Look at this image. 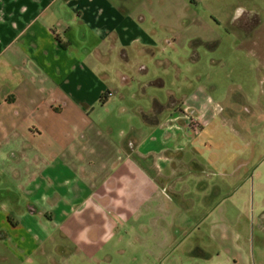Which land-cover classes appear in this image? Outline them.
<instances>
[{
	"label": "rangeland",
	"instance_id": "obj_1",
	"mask_svg": "<svg viewBox=\"0 0 264 264\" xmlns=\"http://www.w3.org/2000/svg\"><path fill=\"white\" fill-rule=\"evenodd\" d=\"M172 4L160 20L142 24L146 37L114 45L99 61L111 95L91 111L93 139L82 146L75 179L67 173L70 184L50 196L48 218L24 213V190L37 172L0 156L1 196L11 197L10 190L20 197L0 203V223L9 230L21 221L40 244L25 264H235L219 250L213 221L222 210L235 211L242 196L251 210L262 190L255 168L264 159V0ZM239 11L245 16L236 20ZM45 80L34 73V84ZM157 119L168 123L155 134ZM126 140L141 145L145 158L126 172L144 185L118 204L124 181L116 164L126 156L117 152L110 161L102 149ZM39 157L20 155L33 165ZM242 163L249 165L239 169ZM57 193L65 200L59 205ZM94 193L102 213L85 203ZM56 204L64 213L54 212Z\"/></svg>",
	"mask_w": 264,
	"mask_h": 264
},
{
	"label": "crops",
	"instance_id": "obj_2",
	"mask_svg": "<svg viewBox=\"0 0 264 264\" xmlns=\"http://www.w3.org/2000/svg\"><path fill=\"white\" fill-rule=\"evenodd\" d=\"M172 7V0H0V156H9L25 173L37 172L31 173L24 190L27 216L48 218L54 190L69 185V177L75 179L82 146L93 139L91 111L104 107L111 94L99 61L114 45L146 37L142 24L151 18L160 20ZM121 54H127L126 48ZM37 72L46 78L38 85L32 81ZM122 81L126 84L127 78ZM152 99L159 102L157 97ZM167 123L155 120V134ZM140 149L139 143L132 145L128 140L115 150L102 149L110 161L117 152L126 156L116 164L124 181L120 198L114 199L118 204L130 202L131 192L138 193L144 185L126 172L138 168L140 155L145 158ZM27 152L40 155L39 161L22 162L20 155ZM258 162L255 176L262 190L251 210L249 197L242 196L235 211L222 210L213 221L219 250L231 253L235 264H264V159ZM242 180L239 176L238 182ZM1 192L0 203L20 201L10 190L8 198ZM97 198L99 194L94 193L85 203L102 213ZM63 200L60 197L57 204ZM57 204L54 212H58ZM14 224L8 230L0 223V258L12 257L17 264H25L40 244L21 221Z\"/></svg>",
	"mask_w": 264,
	"mask_h": 264
},
{
	"label": "flooded vegetation",
	"instance_id": "obj_3",
	"mask_svg": "<svg viewBox=\"0 0 264 264\" xmlns=\"http://www.w3.org/2000/svg\"><path fill=\"white\" fill-rule=\"evenodd\" d=\"M244 16H245V13L242 11H239L236 20H239L240 18H243ZM253 22H254V25H253L254 29H260L262 22H261V18L258 13H256V15L254 16Z\"/></svg>",
	"mask_w": 264,
	"mask_h": 264
},
{
	"label": "built area",
	"instance_id": "obj_4",
	"mask_svg": "<svg viewBox=\"0 0 264 264\" xmlns=\"http://www.w3.org/2000/svg\"><path fill=\"white\" fill-rule=\"evenodd\" d=\"M109 95H111V94H109Z\"/></svg>",
	"mask_w": 264,
	"mask_h": 264
}]
</instances>
